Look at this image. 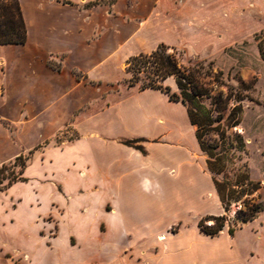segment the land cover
<instances>
[{
    "label": "rangeland",
    "instance_id": "obj_1",
    "mask_svg": "<svg viewBox=\"0 0 264 264\" xmlns=\"http://www.w3.org/2000/svg\"><path fill=\"white\" fill-rule=\"evenodd\" d=\"M222 5L223 22L207 24L209 43L201 48L182 43L169 52L174 49L184 65L199 64L216 77L221 71L217 79L224 84L215 87L225 93V85L237 91V79L244 82L241 122L233 132L245 143L239 163L260 183L253 194L262 205L256 218L240 223V203L224 210L195 127L184 122L180 102L167 106L161 101L160 111L175 114L185 125L193 163L174 151L166 156L167 144L156 151L153 193L156 208L166 212L156 231L147 226L128 230L121 209H147L154 201L134 196L136 184L125 176L118 182L96 180L95 155L120 170V162L136 160L129 148H137L123 141L143 138L121 135L112 150L97 152L92 139L71 124L50 139H34L31 124L47 105L26 102L24 88H10L0 58V264H264V0H223ZM127 66L126 60L122 83L131 76ZM164 84L178 91L174 77ZM88 127L83 124L82 131ZM144 141L137 144L142 149ZM112 207L117 211L111 212ZM221 215L225 227L217 236L201 232L202 218ZM230 227H236L234 235Z\"/></svg>",
    "mask_w": 264,
    "mask_h": 264
},
{
    "label": "crops",
    "instance_id": "obj_2",
    "mask_svg": "<svg viewBox=\"0 0 264 264\" xmlns=\"http://www.w3.org/2000/svg\"><path fill=\"white\" fill-rule=\"evenodd\" d=\"M19 1L28 39L24 44H0V58L10 88H24L26 102L47 105L39 121L31 124L32 136L47 140L72 124L92 139L97 152L112 150L114 141L121 143V135L143 138L145 152L129 148L136 160L131 165L120 162V170L96 154L94 178L110 183L125 176L136 184L133 195H147L154 202L147 209H121L125 225L128 230L147 226L156 231L164 211L156 208L153 193L156 151L166 144L173 146L167 147L166 156L174 151L180 158L188 156L191 164L193 153L186 143L185 125L175 120V114L160 111L161 101L167 106L178 102L160 90L122 83V65L161 44L170 48L182 43L194 48L206 45L207 24L223 22V0H184L180 4L174 0ZM115 84L120 89H114ZM181 105L184 122L192 130L186 107ZM83 124L89 125L86 132ZM110 211L117 210L112 207Z\"/></svg>",
    "mask_w": 264,
    "mask_h": 264
},
{
    "label": "trees",
    "instance_id": "obj_3",
    "mask_svg": "<svg viewBox=\"0 0 264 264\" xmlns=\"http://www.w3.org/2000/svg\"><path fill=\"white\" fill-rule=\"evenodd\" d=\"M28 39V29L19 0H0V44H24ZM165 44L149 54H139L127 60L126 72L131 76L125 79L128 86L138 85L141 90L152 88L167 94L171 101L182 103L187 110L191 124L195 127V137L200 150L206 154L207 169L212 175L217 196L227 212L235 203L241 204L238 212L240 223L256 218L262 205L255 201L253 194L260 183L251 179L246 164H240L245 143L233 128L241 122L245 98L244 82L238 80V89L225 85L227 93L215 85L218 75L203 66L184 65L176 51ZM175 78L177 92H171L165 81ZM143 139L123 141L124 144L143 151L138 143ZM22 155L18 156L21 158ZM2 167H0V170ZM206 220L214 224L204 225ZM198 226L201 232L217 236L225 227V215L202 218ZM236 227L228 232L234 235Z\"/></svg>",
    "mask_w": 264,
    "mask_h": 264
},
{
    "label": "bare ground",
    "instance_id": "obj_4",
    "mask_svg": "<svg viewBox=\"0 0 264 264\" xmlns=\"http://www.w3.org/2000/svg\"><path fill=\"white\" fill-rule=\"evenodd\" d=\"M20 47V46H19Z\"/></svg>",
    "mask_w": 264,
    "mask_h": 264
}]
</instances>
